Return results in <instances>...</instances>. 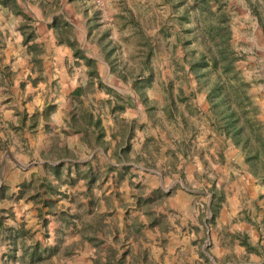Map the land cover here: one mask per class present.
Returning <instances> with one entry per match:
<instances>
[{
	"label": "rangeland",
	"instance_id": "rangeland-1",
	"mask_svg": "<svg viewBox=\"0 0 264 264\" xmlns=\"http://www.w3.org/2000/svg\"><path fill=\"white\" fill-rule=\"evenodd\" d=\"M38 1L19 0L24 7L28 2L37 6L43 15ZM51 7L59 8L54 1ZM62 13L72 25L62 30V39L85 57L74 61L77 89L66 116L100 152L90 186L81 166L83 174L75 172L74 182L86 179V191L94 198L125 200L116 212L128 216L142 214L141 206L149 210L150 200L168 198L160 188L150 189L160 180L165 186L175 184L173 194L179 183L189 190L210 184L227 187L218 200L241 195L239 201L252 205L251 198L264 199V191L260 196L231 187L261 175L255 183L264 189V0H62ZM217 17L227 20L237 55L235 71L225 75L210 69L208 84L202 86L188 60L221 47L207 32ZM185 40H190L187 56ZM235 72L245 86L236 83ZM215 80L236 107L251 146L260 147L259 158L234 145L209 119L206 90ZM101 150L110 152L114 163L106 170ZM106 186L116 189L106 195ZM78 218L90 216L81 213ZM29 222L24 212L19 224L32 232L24 246H45L42 259L22 255L19 248V258L7 264H107L108 255L114 258L108 236L101 242L94 239L88 223L83 233L62 223L57 234L45 235L40 229L33 232ZM36 223L40 228L41 221ZM116 246L120 252L124 248Z\"/></svg>",
	"mask_w": 264,
	"mask_h": 264
},
{
	"label": "crops",
	"instance_id": "crops-1",
	"mask_svg": "<svg viewBox=\"0 0 264 264\" xmlns=\"http://www.w3.org/2000/svg\"><path fill=\"white\" fill-rule=\"evenodd\" d=\"M52 1L59 6L55 11ZM16 3V7L0 3V185L7 188V197L0 199V216L3 209L14 213L0 224L1 264L9 248L6 228H18L24 212L30 217L26 226L33 232L40 229L57 234L58 228L62 229V212L80 233L88 223L94 239L101 242L108 236L114 258L108 255L107 264H264V199L251 198L252 205L239 201L241 195L218 200L227 187L211 188L210 184L204 186L207 192L189 190L179 183L173 194L175 184L165 186L160 180L150 189L160 188L168 198L164 202L150 200L149 210L141 206L142 214L128 216L116 212L124 207L125 200L94 198L86 191V179L74 182L75 186L66 179L61 186L67 168L72 177L75 172L83 174L82 169L87 174L96 172L93 163L100 154L66 116L77 89L74 61L85 57L62 40V22L72 26L62 13V0H39L43 15L29 2L25 7L19 0ZM31 31L33 37L25 41ZM101 154L105 161L102 169L106 170L114 163L110 152L101 150ZM62 162L61 178L56 179L52 166ZM76 163L79 166L73 165ZM32 173L33 177L60 183V191L66 193L59 198L54 213L47 216L46 228L36 223V204L9 197L22 181L32 178ZM260 176L252 183L231 187L262 194L263 187L255 183ZM106 189L109 195L116 188ZM81 213H89L90 218L76 219ZM100 226H104V234ZM115 242L124 246L121 252Z\"/></svg>",
	"mask_w": 264,
	"mask_h": 264
},
{
	"label": "trees",
	"instance_id": "trees-1",
	"mask_svg": "<svg viewBox=\"0 0 264 264\" xmlns=\"http://www.w3.org/2000/svg\"><path fill=\"white\" fill-rule=\"evenodd\" d=\"M3 6L16 7L18 4L16 0H0ZM212 13V11L210 12ZM226 22V23H225ZM26 27V26H25ZM69 26L66 22H62V30L67 29ZM207 32L212 39L218 41V48L216 52H207L202 54L197 59L188 60L189 71L194 74L195 79L198 83L204 82L208 84V73L210 69L221 71L222 74L227 75L229 72L235 71L234 64L237 60L236 52L233 50L230 44V30L228 29L227 20L224 18L217 17L216 22H210L208 25ZM33 37V31H31L28 36L24 39L28 41ZM63 40V39H62ZM190 40H185L183 44V49L185 56H187L188 45ZM209 49V48H208ZM76 55L78 52L75 53ZM208 55V56H207ZM234 73L233 77L236 83L241 86H245L246 82H239L238 76ZM202 86H204L202 84ZM223 85L219 81L215 80L206 90V98L209 104V119H211L212 124L220 133L225 135L227 138L236 146L242 147L244 150H248L253 158H259L260 147L251 146L249 143L248 135L243 131V124L239 122V115L236 111V107L231 104L228 96L224 93ZM245 94V92H243ZM264 144V142H263ZM262 147L264 148V146ZM64 162L52 166L54 171V176L56 179H60V171L64 166ZM85 164V163H84ZM74 166H79L78 163L73 164ZM67 178L62 177V185L65 184L66 179L68 183H73L76 179L70 175V169L67 168ZM89 178L87 184L94 181L93 173H89ZM60 183L54 184L49 178L42 177H32L29 180H24L18 185L17 192L12 193L9 197L13 200L23 199L25 201H32L36 204V213L38 219L41 221L42 227L46 228L48 224V215H51L55 211V205L59 201V198L66 197L65 192L60 191ZM7 190L5 185H0V199L6 196L5 191ZM62 193V194H61ZM2 214L0 216V224H2L3 219L12 217L13 211L11 209L1 210ZM62 223L68 225L71 220L68 221L64 212H62ZM71 219V218H70ZM8 234H6V239L9 241L8 250L2 255V264H7L9 261H15L19 256L17 251L19 248H23L24 253L22 255L28 254L31 259H42V254L46 251L45 246H41L39 242L24 246L25 239L28 234H32L30 230L26 229L24 224H19L18 228L7 227ZM47 235V232L44 233Z\"/></svg>",
	"mask_w": 264,
	"mask_h": 264
}]
</instances>
